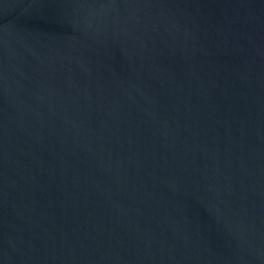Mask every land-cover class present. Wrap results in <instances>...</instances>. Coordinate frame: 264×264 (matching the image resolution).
<instances>
[{
  "label": "water",
  "instance_id": "water-1",
  "mask_svg": "<svg viewBox=\"0 0 264 264\" xmlns=\"http://www.w3.org/2000/svg\"><path fill=\"white\" fill-rule=\"evenodd\" d=\"M0 264H264V0H0Z\"/></svg>",
  "mask_w": 264,
  "mask_h": 264
}]
</instances>
